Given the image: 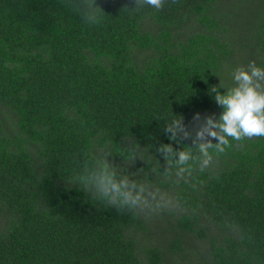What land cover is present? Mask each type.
I'll return each mask as SVG.
<instances>
[{
	"label": "trees",
	"instance_id": "1",
	"mask_svg": "<svg viewBox=\"0 0 264 264\" xmlns=\"http://www.w3.org/2000/svg\"><path fill=\"white\" fill-rule=\"evenodd\" d=\"M95 2L98 24L66 0H0V264H264V137L204 171L157 151L191 146L165 123L219 116L211 88L237 67L264 68V0ZM105 158L179 210L94 200Z\"/></svg>",
	"mask_w": 264,
	"mask_h": 264
},
{
	"label": "clouds",
	"instance_id": "2",
	"mask_svg": "<svg viewBox=\"0 0 264 264\" xmlns=\"http://www.w3.org/2000/svg\"><path fill=\"white\" fill-rule=\"evenodd\" d=\"M177 2L178 0H172V3ZM66 3L86 23L98 24L102 21L103 11L95 0H66ZM134 3L135 7L132 9L148 5L159 11L165 0H134ZM232 76L233 86L226 90L220 84L211 88V92L215 93L216 104L222 108L219 116L205 115L202 119L196 113L190 125H185L181 116L165 123L164 131L170 134L169 141L177 144L185 140L191 141V146L186 145L178 152L174 151L172 143L161 144L157 151L165 153V159L174 154L178 157L179 165L194 160L200 171H204L213 163V153H223L230 146V140L264 137V68L251 61L247 66L237 67ZM193 152L198 155L194 156ZM184 172L182 167L177 176L183 178ZM188 173L192 174L191 168ZM82 190L90 193L102 205L115 208L118 213H155L179 210L181 207L179 201L158 197L144 186L130 181L127 176L118 175V170L107 158L92 181L83 185Z\"/></svg>",
	"mask_w": 264,
	"mask_h": 264
}]
</instances>
